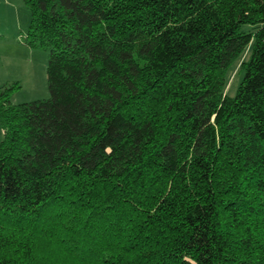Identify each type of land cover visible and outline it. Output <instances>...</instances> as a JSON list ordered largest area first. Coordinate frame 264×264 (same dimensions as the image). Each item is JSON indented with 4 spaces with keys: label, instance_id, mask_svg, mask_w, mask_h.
Masks as SVG:
<instances>
[{
    "label": "trees",
    "instance_id": "1",
    "mask_svg": "<svg viewBox=\"0 0 264 264\" xmlns=\"http://www.w3.org/2000/svg\"><path fill=\"white\" fill-rule=\"evenodd\" d=\"M23 1L50 96L0 86V264H264V0Z\"/></svg>",
    "mask_w": 264,
    "mask_h": 264
},
{
    "label": "rangeland",
    "instance_id": "2",
    "mask_svg": "<svg viewBox=\"0 0 264 264\" xmlns=\"http://www.w3.org/2000/svg\"><path fill=\"white\" fill-rule=\"evenodd\" d=\"M30 12L23 0H0V86L18 83L12 92L13 103L46 99L50 96L47 80L49 55L41 47L25 43ZM249 28V26H245ZM251 46L226 75L224 93L234 97L244 76L242 61H248ZM242 60V61H241ZM3 130L0 123V140Z\"/></svg>",
    "mask_w": 264,
    "mask_h": 264
},
{
    "label": "crops",
    "instance_id": "3",
    "mask_svg": "<svg viewBox=\"0 0 264 264\" xmlns=\"http://www.w3.org/2000/svg\"><path fill=\"white\" fill-rule=\"evenodd\" d=\"M5 84V83H4Z\"/></svg>",
    "mask_w": 264,
    "mask_h": 264
}]
</instances>
